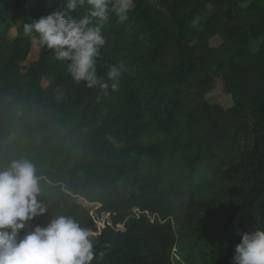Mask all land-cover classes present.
Masks as SVG:
<instances>
[{"label":"trees","instance_id":"trees-1","mask_svg":"<svg viewBox=\"0 0 264 264\" xmlns=\"http://www.w3.org/2000/svg\"><path fill=\"white\" fill-rule=\"evenodd\" d=\"M67 4L0 0V166L32 161L47 209L25 231L65 215L92 230V264H232L264 229V0H134L103 28L97 74L125 69L107 96L24 33L82 14Z\"/></svg>","mask_w":264,"mask_h":264},{"label":"clouds","instance_id":"clouds-1","mask_svg":"<svg viewBox=\"0 0 264 264\" xmlns=\"http://www.w3.org/2000/svg\"><path fill=\"white\" fill-rule=\"evenodd\" d=\"M78 5L83 12L76 18L54 10L24 24V33L65 63L76 83L98 88L105 96L116 93L124 65L111 64L105 76L97 74L106 44L103 28L113 16L125 22L134 0H68L67 8ZM40 179L36 166L25 158L0 166V264H92L94 234L70 216L56 215L46 226L24 231L29 221L47 211L38 198ZM232 264H264V229L241 234Z\"/></svg>","mask_w":264,"mask_h":264},{"label":"rangeland","instance_id":"rangeland-1","mask_svg":"<svg viewBox=\"0 0 264 264\" xmlns=\"http://www.w3.org/2000/svg\"><path fill=\"white\" fill-rule=\"evenodd\" d=\"M207 17H208V14H202L200 16L199 22L197 23L198 25L197 24L196 25L199 26V23H201L202 21H205L207 19ZM211 43L213 46H217V45H219L220 41L219 40H213ZM259 45H260V42H255L251 47L252 50L257 51V49L259 48ZM209 99H210V101L215 102V103H220L225 107H229L232 104V100H231L230 96L225 93L221 81L216 82V86H215L214 90L212 91V93L209 95ZM169 171H171V170L169 169ZM171 172H173V171H171ZM195 178H196V176H195ZM195 178L193 176L191 178V180H193V182H195L194 185H198L199 179H195ZM119 228L123 229L122 226H120ZM173 256L176 258V260L182 262V264H189L184 252L174 250Z\"/></svg>","mask_w":264,"mask_h":264},{"label":"built area","instance_id":"built-area-1","mask_svg":"<svg viewBox=\"0 0 264 264\" xmlns=\"http://www.w3.org/2000/svg\"><path fill=\"white\" fill-rule=\"evenodd\" d=\"M103 220H109V215L104 216ZM25 231V230H24ZM26 232V231H25Z\"/></svg>","mask_w":264,"mask_h":264}]
</instances>
